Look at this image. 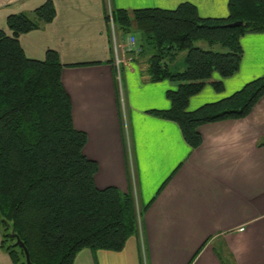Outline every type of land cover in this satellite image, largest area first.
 <instances>
[{
	"label": "crops",
	"instance_id": "1",
	"mask_svg": "<svg viewBox=\"0 0 264 264\" xmlns=\"http://www.w3.org/2000/svg\"><path fill=\"white\" fill-rule=\"evenodd\" d=\"M44 1L0 0V30L10 34L7 15L27 13ZM50 1L52 20L19 34L18 44L29 59L56 52L72 125L86 136L82 153L97 165L94 186L121 192L134 186L137 206L148 203L141 230L120 251L82 248L71 264H264V94L243 118L198 125L200 143L191 148L173 121L147 113L169 107L165 91L176 83L148 82L142 57L125 52L116 70L104 21L108 8L174 9L182 2L200 17H225L228 0ZM238 41L237 71L221 79L218 92L211 87L220 79L213 72L189 97L187 110L264 77V32L244 33ZM77 63L82 65H71ZM0 264H13L1 247Z\"/></svg>",
	"mask_w": 264,
	"mask_h": 264
},
{
	"label": "trees",
	"instance_id": "2",
	"mask_svg": "<svg viewBox=\"0 0 264 264\" xmlns=\"http://www.w3.org/2000/svg\"><path fill=\"white\" fill-rule=\"evenodd\" d=\"M53 16L46 0L27 13L7 15L10 34L0 30V247L13 264H25L16 238L32 264H71L82 248L120 251L148 206L136 212L131 192L94 186L97 165L82 153L86 136L72 125L56 52L46 50L42 60L24 56L17 36ZM111 17L115 30L135 39V49L127 51L147 57L146 80L176 83L165 91L169 107L147 113L173 121L189 147L200 143L198 125L243 118L264 94L260 76L225 97L186 109L213 72L220 79L211 87L218 92L221 79L237 71L239 37L264 32V0H228L225 17H200L187 2L174 9H112ZM233 21L241 24L227 25ZM179 52L181 69L170 64Z\"/></svg>",
	"mask_w": 264,
	"mask_h": 264
},
{
	"label": "built area",
	"instance_id": "3",
	"mask_svg": "<svg viewBox=\"0 0 264 264\" xmlns=\"http://www.w3.org/2000/svg\"><path fill=\"white\" fill-rule=\"evenodd\" d=\"M105 15L107 17L106 25L108 27V38H109V44H110L112 60H113L114 67L116 68V70H118L119 69V65L122 63V60L117 55V42H118V40H117L116 30H115V27H114V24H113V21H112L111 9L110 8H108L106 10ZM118 39H119V37H118ZM124 42H125L128 50L134 49L133 47H134L135 39H134V37L131 34H128V35L124 36ZM131 194H132L134 206H135V209H136V212H137L138 211V206L136 204V191H135L134 186L132 188ZM136 223H137V228H138V231H139L140 230V218H138V216H137Z\"/></svg>",
	"mask_w": 264,
	"mask_h": 264
},
{
	"label": "rangeland",
	"instance_id": "4",
	"mask_svg": "<svg viewBox=\"0 0 264 264\" xmlns=\"http://www.w3.org/2000/svg\"><path fill=\"white\" fill-rule=\"evenodd\" d=\"M128 34H130V33H119L118 32V30H116V35H117V40H118V42H117V55H118V57H120V59H122L123 57V55H122V52H125L127 55H132V54H130L127 50V46H126V44H125V42H124V36L125 35H128ZM118 37H119V39H118ZM195 43V45H197V46H200V47H202V48H207V46L205 45V43H203V42H201V41H197V42H194ZM134 45H135V43H134ZM134 49H135V47H133ZM122 49H123V51H122ZM212 49L213 50H221L220 48H219V46H217V45H214V46H212ZM135 52V51H134ZM183 55V52H179L178 54H177V58L179 59L178 60V65L176 66V68L177 69H181L182 68V62H181V56ZM147 57H145V58H141L140 60H139V63L141 64V72L142 73H144V67H146V62H147V59H146ZM122 64V63H121ZM217 74V73H216ZM126 126V127H125ZM122 130H123V132H124V139L126 140V138H128V130H127V124L126 123H124V128H122ZM126 142H127V140H126ZM125 142V143H126ZM129 145H130V141H129ZM128 145V146H129ZM129 149H131V145L129 146ZM140 230H141V226H140Z\"/></svg>",
	"mask_w": 264,
	"mask_h": 264
},
{
	"label": "water",
	"instance_id": "5",
	"mask_svg": "<svg viewBox=\"0 0 264 264\" xmlns=\"http://www.w3.org/2000/svg\"><path fill=\"white\" fill-rule=\"evenodd\" d=\"M240 24H241V21H233V22L228 23L227 25L238 26ZM15 242L21 248V250L23 252L24 263L25 264H32V262L29 260L28 252H27L26 248L23 246V244L17 238L15 239Z\"/></svg>",
	"mask_w": 264,
	"mask_h": 264
}]
</instances>
